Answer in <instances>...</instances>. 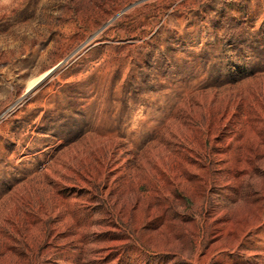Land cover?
I'll list each match as a JSON object with an SVG mask.
<instances>
[{"label": "rangeland", "instance_id": "obj_1", "mask_svg": "<svg viewBox=\"0 0 264 264\" xmlns=\"http://www.w3.org/2000/svg\"><path fill=\"white\" fill-rule=\"evenodd\" d=\"M257 131L264 0H0V264H264Z\"/></svg>", "mask_w": 264, "mask_h": 264}, {"label": "bare ground", "instance_id": "obj_2", "mask_svg": "<svg viewBox=\"0 0 264 264\" xmlns=\"http://www.w3.org/2000/svg\"><path fill=\"white\" fill-rule=\"evenodd\" d=\"M51 71V70H50ZM50 71L45 72L44 74L40 75L39 77L35 78L34 80L31 81V83L29 84V86L27 87L26 91L31 90L32 88L36 87L42 80L45 79V77H47V75L50 73ZM254 135V134H253ZM255 141L258 143V141H261L264 139V135L260 134L258 131L255 133L254 135ZM253 138V139H254ZM262 147V146H261ZM253 169V168H252ZM245 209V208H244ZM247 209V208H246ZM249 211V210H248ZM243 213V212H242ZM249 214L248 212H244L243 214H241V216H239V221L242 223L245 222V219L249 218ZM243 225V224H242ZM233 226V225H232ZM235 226V225H234ZM249 229H253L254 226L253 224L249 225ZM240 227V226H239ZM242 237V236H241ZM242 239L240 238V241ZM239 241V240H238ZM208 258V257H207Z\"/></svg>", "mask_w": 264, "mask_h": 264}]
</instances>
